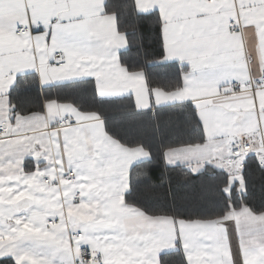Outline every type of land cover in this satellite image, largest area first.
Instances as JSON below:
<instances>
[{"label":"crops","instance_id":"0c3cea01","mask_svg":"<svg viewBox=\"0 0 264 264\" xmlns=\"http://www.w3.org/2000/svg\"><path fill=\"white\" fill-rule=\"evenodd\" d=\"M105 2L0 0V259L79 264L86 247L105 264H161L179 250L186 264H264V213L241 208L190 222L145 215L125 195L148 151L122 145L102 118L70 104L49 101L41 113L12 115L9 92L28 73L41 89L92 81L100 98L130 96L139 112L190 104L205 141L167 150L165 164L192 174L211 165L230 174L228 190L243 189L226 163L228 144L246 138L264 147V84L254 94H232L230 85L264 78V0H135L139 13L160 17L165 61L184 68L180 89L167 92L150 90L142 72L121 65L126 39ZM232 21L241 30L231 32ZM57 53L64 65L54 64Z\"/></svg>","mask_w":264,"mask_h":264},{"label":"trees","instance_id":"16d2710c","mask_svg":"<svg viewBox=\"0 0 264 264\" xmlns=\"http://www.w3.org/2000/svg\"><path fill=\"white\" fill-rule=\"evenodd\" d=\"M105 13L114 17L118 32L126 39L119 62L129 73L142 72L150 90L176 91L184 68L165 61L161 20L157 12L139 13L135 0H106ZM13 116L41 113L49 101L70 104L104 120L106 133L128 148L141 147L150 159L135 165L129 174L125 202L145 215L183 221H216L230 211L247 208L264 213V162L253 154L238 169L243 183L229 190L230 174L206 165L198 174L181 166H167L164 153L172 148L204 143L196 110L190 104L171 105L139 112L133 99H102L89 80L41 89L35 73L17 78L9 95ZM161 264H186L178 252L160 257ZM0 264H15L0 259Z\"/></svg>","mask_w":264,"mask_h":264},{"label":"built area","instance_id":"2783aa9c","mask_svg":"<svg viewBox=\"0 0 264 264\" xmlns=\"http://www.w3.org/2000/svg\"><path fill=\"white\" fill-rule=\"evenodd\" d=\"M206 4H214L217 0H204ZM236 29L241 30V25L238 22L232 21L230 22L229 30L231 32L235 31ZM18 32H22L20 28ZM54 64L56 65H64V59L62 55L55 54L54 55ZM264 84V78L259 82L258 85L254 83H250L247 86H242L238 82H233L230 85L232 94L237 93H252L254 94L262 85ZM5 132L3 127H0V136H4ZM256 151H261L264 154V147H255L252 145L246 138H235L230 140L228 144V160L227 164L234 169L238 170L245 159L253 154ZM65 179L68 181L74 180V176L69 173L65 176ZM59 179L57 178V183ZM44 182L48 185H51L47 179H44ZM78 198V196H77ZM77 261L79 264H105V259L103 254L100 251L93 250L86 247H81L78 250V258Z\"/></svg>","mask_w":264,"mask_h":264}]
</instances>
